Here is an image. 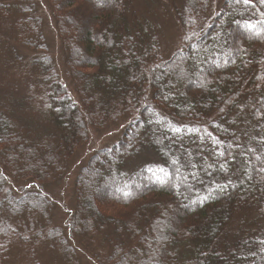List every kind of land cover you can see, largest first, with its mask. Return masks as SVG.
<instances>
[{
  "label": "trees",
  "instance_id": "obj_1",
  "mask_svg": "<svg viewBox=\"0 0 264 264\" xmlns=\"http://www.w3.org/2000/svg\"><path fill=\"white\" fill-rule=\"evenodd\" d=\"M82 1L47 0L77 97L44 55L14 98L9 54L46 47L38 1L0 0V264H79L76 239L89 264H264V2Z\"/></svg>",
  "mask_w": 264,
  "mask_h": 264
},
{
  "label": "rangeland",
  "instance_id": "obj_2",
  "mask_svg": "<svg viewBox=\"0 0 264 264\" xmlns=\"http://www.w3.org/2000/svg\"><path fill=\"white\" fill-rule=\"evenodd\" d=\"M37 1H38V5L36 6L38 11L37 16L40 17L41 19L42 35L44 37V44L46 49L38 50V51L29 49V51L27 50V52H25L22 49H17L15 54L19 56V60L17 59L14 53H12V55L9 54L11 61L13 63L12 66L14 67V73L12 75L13 76L12 79L19 80L21 82V83L14 82L15 84H18V89H19L14 98L24 97V94L26 93L25 88H27L26 87L27 84L29 82H37L40 79L38 77L36 79V77L34 76V72H35L34 67L36 66L33 61L44 55L49 56L51 58V63L54 69L56 70L57 74L59 75V78L62 79L63 83L67 86V88H69L70 93L77 97L75 92L76 90L74 89L73 84L70 83L69 76L67 73L68 71L64 66L62 43L57 34V30L54 25L53 15L50 12L47 0H37ZM81 7H83L84 13H90L89 11L91 10V5L85 4V0L82 1ZM162 30H163L162 33H165L166 27H164V29ZM174 30H176L175 27ZM175 42L176 41L173 35H170L169 32L163 34L161 43L165 55H169L172 53L175 47V45L173 44ZM30 108L32 107L30 106ZM118 126L119 127L112 126L108 129H105L104 131H98L92 128L90 129L91 145H86L80 148L76 152L74 158L70 162L71 170H69V176L66 184H63L61 181H59L55 184H50L49 186H45L46 192L53 193L54 200L56 199L62 201L63 203L67 204L70 209L73 207V203H71L72 202L71 194L73 192L74 180L76 178L79 167L86 162L87 156L91 151V149L94 150V148L101 149L104 147H110L114 142H116L119 139L122 126L121 125ZM139 155L140 156L138 158L132 160L131 164L137 166V164L141 162L142 163L158 162L157 158L154 157L148 151H141ZM26 183L27 184L30 183L29 180H27L26 182H20L18 186H22L21 184L24 185ZM13 188H15V185H13ZM58 191L62 192L63 194L62 197L61 195L57 194ZM89 194H91V191L88 189L86 190V195L88 196ZM54 200L50 199L51 203H54ZM87 213L89 214L90 212L87 211ZM64 218H65L64 214L61 215V213L57 208H53V210H50L49 212V219H50L49 225L51 226L53 224L56 226L63 225ZM258 222H260V218L258 219ZM75 241L78 244L77 256L79 259V264H89L87 262L88 254H86V250H85L86 248H84L85 246H83V244L80 243L78 239H76Z\"/></svg>",
  "mask_w": 264,
  "mask_h": 264
},
{
  "label": "snow or ice",
  "instance_id": "obj_3",
  "mask_svg": "<svg viewBox=\"0 0 264 264\" xmlns=\"http://www.w3.org/2000/svg\"><path fill=\"white\" fill-rule=\"evenodd\" d=\"M237 2H240V0H237ZM242 2H243L245 5H247V4H249V3L251 2V0H242ZM262 2H264V0H262ZM249 27L251 28V27H254V26L249 25ZM175 130H176V131H179V129H175ZM149 171H151V169H149ZM159 171H160V172H163L164 176H167V173L164 172L163 169H160ZM153 175L156 176V179L159 180L161 183L164 182V181L161 179V177L158 176L155 172H153ZM125 195H126V196H127V195H130V193H125Z\"/></svg>",
  "mask_w": 264,
  "mask_h": 264
}]
</instances>
